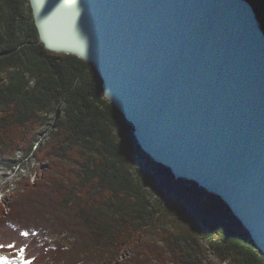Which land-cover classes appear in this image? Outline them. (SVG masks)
Segmentation results:
<instances>
[{
  "label": "trees",
  "instance_id": "16d2710c",
  "mask_svg": "<svg viewBox=\"0 0 264 264\" xmlns=\"http://www.w3.org/2000/svg\"><path fill=\"white\" fill-rule=\"evenodd\" d=\"M248 1L264 29V0ZM101 85L44 48L27 0H0V167L23 192L0 210V244L30 264H264L218 198L140 150ZM32 161L44 177L30 184L14 167Z\"/></svg>",
  "mask_w": 264,
  "mask_h": 264
},
{
  "label": "water",
  "instance_id": "95a60500",
  "mask_svg": "<svg viewBox=\"0 0 264 264\" xmlns=\"http://www.w3.org/2000/svg\"><path fill=\"white\" fill-rule=\"evenodd\" d=\"M173 180L218 198L264 256V29L248 0H27ZM66 35L48 22L61 8Z\"/></svg>",
  "mask_w": 264,
  "mask_h": 264
},
{
  "label": "rangeland",
  "instance_id": "374dc122",
  "mask_svg": "<svg viewBox=\"0 0 264 264\" xmlns=\"http://www.w3.org/2000/svg\"><path fill=\"white\" fill-rule=\"evenodd\" d=\"M72 4H67V8L62 10V8L55 12L53 15L50 16L52 18L48 22V29L51 32L66 35L67 32H69L70 28H72V24L67 20V16H69V9L71 8ZM50 125L49 123L43 127L40 128L38 131L39 134H43L41 141H44L48 137L47 131L49 130ZM40 138V136H39ZM19 155L17 154L15 157V161L18 159ZM47 162H43L41 165L43 168L44 165H46ZM26 164V163H25ZM28 169L22 167H14V170L21 174V177L28 181L30 184L34 182V180H40L43 176V170L40 166L37 167V163H34L33 161L29 166H27ZM16 181H19V178L16 177V174L11 173L8 169L4 167H0V210L2 208L3 215L10 214L9 211H13V209H10V205L13 206L14 201L17 199V197L20 194H23L22 190L18 188L16 185ZM27 215L29 212H25ZM6 228V225L4 226V229ZM1 233H6L5 231H0ZM9 236V235H8ZM10 237V236H9ZM24 250V248H22ZM12 254H10V253ZM16 252L7 250L4 252L0 251V255L8 256L10 259L14 261V264H22L19 257H15L14 255ZM129 255H127L128 257ZM123 260V259H122ZM122 260H119L120 263H123Z\"/></svg>",
  "mask_w": 264,
  "mask_h": 264
},
{
  "label": "snow or ice",
  "instance_id": "6c2138e0",
  "mask_svg": "<svg viewBox=\"0 0 264 264\" xmlns=\"http://www.w3.org/2000/svg\"><path fill=\"white\" fill-rule=\"evenodd\" d=\"M5 247H7L8 250H12L15 248V246L11 244H8L6 246L3 244H0V251H3ZM23 251H24L23 249H19V253H20L19 259L21 260L22 264H30L29 261L24 260ZM0 264H14V261L10 259L8 256L0 255Z\"/></svg>",
  "mask_w": 264,
  "mask_h": 264
}]
</instances>
